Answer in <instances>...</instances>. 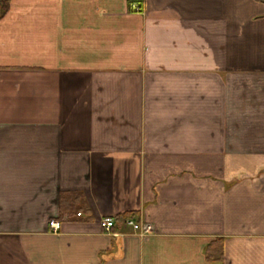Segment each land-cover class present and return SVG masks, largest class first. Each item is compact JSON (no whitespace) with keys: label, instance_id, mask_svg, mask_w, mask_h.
Returning <instances> with one entry per match:
<instances>
[{"label":"crops","instance_id":"1","mask_svg":"<svg viewBox=\"0 0 264 264\" xmlns=\"http://www.w3.org/2000/svg\"><path fill=\"white\" fill-rule=\"evenodd\" d=\"M0 264H264V2L11 0Z\"/></svg>","mask_w":264,"mask_h":264},{"label":"built area","instance_id":"2","mask_svg":"<svg viewBox=\"0 0 264 264\" xmlns=\"http://www.w3.org/2000/svg\"><path fill=\"white\" fill-rule=\"evenodd\" d=\"M131 9L133 12H142V8L138 2L131 3ZM78 216L82 215V212L77 213ZM117 222L113 217H105L101 221V226L106 232H111L116 226ZM124 228L128 227L132 233L139 235H149L154 232V225L145 218H127L122 222ZM50 228L53 232H58L61 228L60 221L53 219L50 222Z\"/></svg>","mask_w":264,"mask_h":264},{"label":"trees","instance_id":"3","mask_svg":"<svg viewBox=\"0 0 264 264\" xmlns=\"http://www.w3.org/2000/svg\"><path fill=\"white\" fill-rule=\"evenodd\" d=\"M11 0H0V18L7 12L9 4ZM261 2H264V0H259ZM139 218V215L136 212H129L125 213L123 215H120L117 218V221L120 223L123 222L127 218ZM223 238L217 239V241L211 243L208 245L206 249V257L209 261L213 262H223L224 259V245H223Z\"/></svg>","mask_w":264,"mask_h":264},{"label":"rangeland","instance_id":"4","mask_svg":"<svg viewBox=\"0 0 264 264\" xmlns=\"http://www.w3.org/2000/svg\"><path fill=\"white\" fill-rule=\"evenodd\" d=\"M139 235V234H138ZM150 235V234H149ZM143 236V235H142ZM145 236V235H144Z\"/></svg>","mask_w":264,"mask_h":264}]
</instances>
